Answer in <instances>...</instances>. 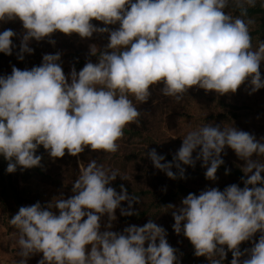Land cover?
<instances>
[{
    "label": "clouds",
    "instance_id": "clouds-1",
    "mask_svg": "<svg viewBox=\"0 0 264 264\" xmlns=\"http://www.w3.org/2000/svg\"><path fill=\"white\" fill-rule=\"evenodd\" d=\"M257 3L0 0V23H22L20 60L33 53V39L54 45L56 32L81 39L108 37L102 50L90 46L98 62L89 60L79 72L73 66L70 82L60 52L44 54L39 66H12L10 75H0V156L8 162L7 173L41 167L43 157L36 154L41 146L52 159L79 156L86 149L117 153L125 127L141 126L137 104L147 102L156 86L162 85L160 93L177 103L193 88L219 96L235 94L242 86L249 95L264 88V41L253 46L255 20L249 17ZM259 4L264 8V0ZM16 36L12 29L0 32V53L12 55ZM226 148L244 161L243 187L206 188L189 193L178 207H163L171 209L174 232L190 241L196 257L224 264L231 252V264H264V186H258L264 185V137L209 122L183 136L171 162H163L155 149L146 155L170 179H185L184 166L194 168L201 161L206 179L216 181ZM118 176L127 180L118 169L93 159L81 167L71 196L21 206L9 220L18 234L20 259L14 264H27L38 254L37 264H180L166 230L152 219L122 232L112 230L117 209L122 216L139 214L132 205L140 198L129 195L123 184L119 192L111 186ZM248 241L252 247L241 251Z\"/></svg>",
    "mask_w": 264,
    "mask_h": 264
},
{
    "label": "rangeland",
    "instance_id": "rangeland-1",
    "mask_svg": "<svg viewBox=\"0 0 264 264\" xmlns=\"http://www.w3.org/2000/svg\"><path fill=\"white\" fill-rule=\"evenodd\" d=\"M259 4V0L258 3ZM98 27H104L101 22L92 21ZM119 25L109 26L116 28ZM257 23L251 27V33L257 30ZM12 29L17 33L13 37L12 55H6L0 60V75H10L12 66L21 70L31 69L42 63L44 54L61 53V66L66 76H69L71 68L77 61L86 62L91 60L98 62V57L90 55V46L96 45L98 50H102L108 43L107 34H94L91 38L81 39L78 35L71 36L56 32L51 36L55 44L49 43L48 39L29 43L34 51L32 54H24V59H18L19 46L22 33L24 31L19 20L0 23V32ZM264 41V39H262ZM254 42L253 46H257ZM84 67V66H83ZM81 70V69H80ZM261 75L264 78V64L261 65ZM79 72V70H77ZM70 82V76H69ZM161 86L151 89V96L145 103L137 104L141 111V126L135 124L125 127L133 131H138L141 136L129 137L123 135L119 141L120 148L115 154H106L102 151L85 150L79 156H71L66 153L63 158L52 159L48 152L41 146L37 150V155L43 157L41 168L43 174L33 171L21 170L19 167L11 174V181L19 199L11 194H4L0 182V264H14L20 257L18 256L19 246L17 244V230L9 224L10 218L15 215L21 206H30L36 202L42 205L50 202L54 197L63 194L65 198L72 195V184L80 174V169L86 166L93 159L98 164L112 170H119L121 175L127 177L122 180L119 176L112 182L111 186L118 192L120 185L128 187L133 193H145L140 196V202L134 203L132 209L138 213H145V216L136 221L123 220L119 209L116 210V221L113 222V231L122 232L129 225L143 226L152 219L157 225L162 226L167 232L168 243L178 250L177 255L180 264H209L206 257H196L194 248L190 241L183 236L177 235L172 225L174 219L171 209H165L160 198L163 194H174L177 196L168 204L180 206L186 196L178 195L179 185H184L186 190H194L197 194L200 191L217 187L221 191L234 181L226 179L217 171V180L206 179V168L201 166V161H197L195 167H185V179H170L167 175L156 169L147 152L155 149L159 155L173 156L182 144L183 136L190 130L197 129L206 123L213 125L234 126L239 130L254 134L257 139L264 137V88L249 95L247 86H242L235 94L219 96L215 92H205L203 89H190L185 94L182 101L177 103L174 99L165 97L160 93ZM135 103V101H134ZM226 154H222L224 164L228 169H241L244 161L240 160L230 149H225ZM195 155V153H194ZM264 161V157H260ZM3 157L0 156V171L4 167ZM163 162H170L165 160ZM173 172H177L175 168ZM2 173V172H1ZM4 176V174H2ZM264 176V173H262ZM8 193H10L8 191ZM129 194V193H128ZM130 195V194H129ZM167 204V205H168ZM122 207H127V202H122ZM107 222V217L102 218L103 223ZM103 230V227H102ZM259 234L253 238L258 241ZM252 242H243L240 245L241 251L251 248ZM231 252L227 253L224 264H228ZM42 258V254L31 257L27 264H37Z\"/></svg>",
    "mask_w": 264,
    "mask_h": 264
},
{
    "label": "trees",
    "instance_id": "trees-1",
    "mask_svg": "<svg viewBox=\"0 0 264 264\" xmlns=\"http://www.w3.org/2000/svg\"><path fill=\"white\" fill-rule=\"evenodd\" d=\"M234 15H237L238 13H233ZM249 17L253 18L255 20V23H257V30L251 33L252 36V43L254 42H259L262 39H264V8H261L260 5H257L255 8H250L249 9ZM6 55L4 53H0V60L3 59ZM97 57V56H93ZM84 66V61H77L74 65L76 70L82 69ZM124 135L129 136V137H138L141 136L138 131H133L130 129H124ZM165 157V160L172 161L173 156L171 155H163ZM4 159V158H3ZM4 167L0 171V182L3 187V192L4 194H11L14 198L19 199V195L17 194V190L12 184L11 181V174L7 173L6 168H7V161L4 159ZM187 167V166H184ZM226 169H228L225 165H221L220 168L218 169V172L220 175L225 177L226 179L232 180L235 182V184H238L240 187H243V183L241 180V177L244 176V173L241 171L239 168L235 169H228L229 174H225ZM26 171H33L38 174H43V169L41 167H33L30 169H25ZM2 172V173H1ZM4 174V176L2 175ZM258 186H264V185H258ZM130 195L133 196H142L145 193H133L128 187H125ZM8 191L10 193H8ZM189 193H195L197 194L194 190H186L184 185H179V192L178 195H185L187 196ZM198 195V194H197ZM177 198L176 195L174 194H163L162 197L160 198V201H162V205H167L171 200H174ZM145 216V213H139L138 215H132L129 217H123V220L125 221H130L132 218H135L136 221L141 220ZM232 260V254L229 259L228 264H231Z\"/></svg>",
    "mask_w": 264,
    "mask_h": 264
}]
</instances>
